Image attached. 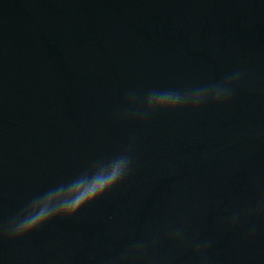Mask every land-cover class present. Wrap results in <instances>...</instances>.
Listing matches in <instances>:
<instances>
[{
  "label": "water",
  "instance_id": "obj_1",
  "mask_svg": "<svg viewBox=\"0 0 264 264\" xmlns=\"http://www.w3.org/2000/svg\"><path fill=\"white\" fill-rule=\"evenodd\" d=\"M235 73L226 104L123 118ZM130 145L125 183L0 232V264H264V0H0V228Z\"/></svg>",
  "mask_w": 264,
  "mask_h": 264
},
{
  "label": "clouds",
  "instance_id": "obj_2",
  "mask_svg": "<svg viewBox=\"0 0 264 264\" xmlns=\"http://www.w3.org/2000/svg\"><path fill=\"white\" fill-rule=\"evenodd\" d=\"M239 76L240 73H235L226 83L196 87L184 92L151 90L139 100L131 96L126 103L123 118L134 120L136 116H142L146 121L157 113H174L188 109L196 111L210 102L226 104L232 98L234 87L239 84ZM131 172L130 145L120 154L94 161L76 178L35 195L19 214L12 217L6 227L0 228V232L8 239L16 241L32 235L55 220H71L83 209L125 183ZM260 211H264V202ZM128 255L138 257L143 255V250L137 246Z\"/></svg>",
  "mask_w": 264,
  "mask_h": 264
}]
</instances>
